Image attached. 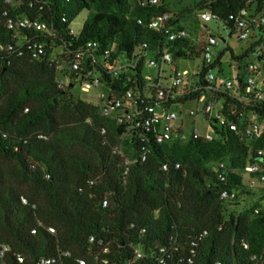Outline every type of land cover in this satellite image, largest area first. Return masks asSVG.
I'll return each mask as SVG.
<instances>
[{
    "label": "trees",
    "instance_id": "1",
    "mask_svg": "<svg viewBox=\"0 0 264 264\" xmlns=\"http://www.w3.org/2000/svg\"><path fill=\"white\" fill-rule=\"evenodd\" d=\"M143 1L0 0V42L17 40L16 32L7 27L8 19L26 17L50 24L49 33L22 32L44 41L45 54L0 53V252L9 246L0 264H41V257H54L53 264H79V259L87 264H157L158 244L170 248L166 264H251L253 255L264 254V189L251 207L241 212L230 208L242 193L252 191L243 171L248 163L261 162L255 149L264 146L263 139L253 143L215 126L212 140L140 141L102 115L97 103L58 86L59 72L50 59L54 49L64 59L69 48L97 39L104 47L113 46V63L122 54L132 58L147 42L153 51L166 45L175 60L195 61L201 57L202 42H166L147 22L171 13L170 23L184 27L185 12L209 9L232 35V14L253 5L256 13L264 12V0H197L180 13H173L165 0ZM83 10L89 14L76 38L68 26ZM232 59L241 62L243 56L233 52ZM219 72L225 76L226 67ZM129 77L128 71L118 78L104 75L121 95L134 86ZM236 80H242L239 74ZM218 98L227 116L243 109L228 93H218ZM263 109L257 111L263 115ZM143 145L146 160L141 158ZM117 147L123 153L115 152ZM221 160L229 164L226 183L211 166ZM223 188L235 197L221 199ZM105 198L108 204L103 206ZM93 235L109 241L110 252L91 243ZM130 242L141 244L144 258L134 259Z\"/></svg>",
    "mask_w": 264,
    "mask_h": 264
},
{
    "label": "built area",
    "instance_id": "2",
    "mask_svg": "<svg viewBox=\"0 0 264 264\" xmlns=\"http://www.w3.org/2000/svg\"><path fill=\"white\" fill-rule=\"evenodd\" d=\"M13 1L6 0L8 3ZM148 1L159 2V0ZM253 1L249 0V3H253ZM145 2L146 0L142 3ZM254 7V5L250 9L244 7L239 13L230 16L235 24V34L238 35V38L251 40L250 47L239 55L243 56L241 62L234 60L237 64L234 67L237 71L236 75L239 74L242 78L241 81L227 74L220 76V68L224 67L226 63L224 56L228 46L226 39H223L224 46L219 48L222 41L215 34L209 33L200 41L203 43L201 57L198 67L194 71L179 66L177 61L180 59L175 60L166 45L153 51L147 42L139 45L132 58L122 54L113 63L110 62L113 46L104 47L97 39L88 40L75 49L69 48L64 59L58 58V50L54 49L50 59L55 62L59 72L58 86L65 91L76 86L80 90L90 91L104 83L108 88V94H102L101 102L97 103L102 115L116 120L117 123L125 127L126 134H133L140 141L147 140L156 144H164L174 139L182 142L196 138L212 140L216 137L215 126L235 131L241 139H249L253 143L260 139L264 140V114L261 115L257 111V108H264V12L256 13ZM197 16L204 23L218 20L217 16L209 9L201 10ZM172 17L171 13L153 16L147 22V26L152 31L163 34L166 42L182 38H191L199 42L191 36L187 28L171 24ZM65 20L63 18V21ZM138 22L146 24L143 19H139ZM7 27L16 32L17 40L0 42V53L6 52L9 57H20L27 52L32 57L45 54L46 43L44 41L31 38L22 32L49 33L50 24L39 19L22 17L8 19ZM228 31L232 37L234 34L231 35V31ZM68 32L76 38L80 33L75 31L72 23L68 26ZM140 61H143L141 72L137 70L140 67ZM147 68L153 69V72H147ZM126 71L131 73L132 77H129V80L133 81L134 86L126 88L121 95L107 84L104 75L118 78ZM218 93H228L233 100L243 105V109L234 112L232 116H227L221 111L222 100L218 98ZM188 102H195L197 106L189 109L186 114L196 118L202 112L210 124L209 131L203 132L198 128L186 129L183 123L177 124L179 119L184 118L185 113L181 108L175 109V107H183ZM201 103H204L202 108L199 107ZM114 151L123 153L122 149L118 147ZM255 152L261 162L248 163L244 169L250 174H257V177H253L247 185L250 190L258 189L259 186L264 189V146L258 147ZM147 153L146 145H143L142 160L147 159ZM168 166L169 163H163V169H167ZM228 167L227 160L217 162V178L223 183L228 180ZM95 182L94 179L90 180L91 184H95ZM220 197L221 199H230L234 198L235 194H231L228 188H223ZM22 202L28 203L27 198L22 197ZM102 204L106 206L108 199H103ZM49 231L55 233V228L49 227ZM36 232L37 230L34 229L33 233ZM145 232L146 229H142V233ZM90 242L101 246L104 253L110 252V242L104 237L93 235L90 237ZM243 245L248 248L246 242ZM129 246L134 259L145 257V250L141 244L130 242ZM157 248L159 250L155 252L157 253V264H166V259L171 253L170 248L164 244H158ZM8 249V245L3 246L0 252L1 260ZM20 260L23 261V258L20 257ZM55 261L54 257L40 258L41 264H53ZM2 264L5 263L2 262ZM79 264L87 263L85 259H79ZM215 264H222V261L217 260ZM251 264H264V254L253 255Z\"/></svg>",
    "mask_w": 264,
    "mask_h": 264
},
{
    "label": "rangeland",
    "instance_id": "3",
    "mask_svg": "<svg viewBox=\"0 0 264 264\" xmlns=\"http://www.w3.org/2000/svg\"><path fill=\"white\" fill-rule=\"evenodd\" d=\"M170 7V10L173 13H180L183 8L190 6L194 4L197 0H165ZM201 10L196 9L193 12H185L183 16H181V24L188 29L191 36L198 40L199 42L202 41L204 36L206 34L212 33L215 34L221 41L222 44L219 48H222L224 46L223 39H226V45L228 46L227 53L224 56L225 67L227 70V75L236 77L237 71L235 70V66L237 64L232 60V51L237 55H241L244 51H246L250 45L251 40H240L238 38V35L234 34L232 37L229 35V31L225 29V27L218 23L217 21L213 20L211 22L204 23L201 20L198 19L197 13H199ZM88 10H83L80 15L72 22V26L75 29V31L78 33L81 31L83 24L88 16ZM232 50V51H231ZM200 59H197L195 61H189L185 59L178 60L179 65L182 68H186L190 71H194L199 64ZM234 64L231 66L230 64ZM147 72H153V69L147 68ZM73 92L80 95V97L93 101L95 103H100L102 99V94H108V88L103 83L98 87H95L91 89L90 91H83L80 90L78 86L73 88ZM197 103L195 102H188L185 106L180 107L177 106L175 109L183 110L185 113V116L183 119H179L177 121V124H184L186 129L190 128H198L202 130L203 132L209 131L210 124L206 121L205 117L203 116L202 112L197 115V117L193 118L186 114V112L191 108H196ZM204 106V103H201L199 105L200 108ZM211 166L217 167L216 163H211ZM243 175L245 177V182L248 185L249 181L253 178L250 173L243 171ZM259 186L258 189L252 190L249 194L248 193H242L240 197L233 201L232 206L230 207L232 211H243L246 208L251 207L253 204L258 202L261 199L262 196V190Z\"/></svg>",
    "mask_w": 264,
    "mask_h": 264
},
{
    "label": "crops",
    "instance_id": "4",
    "mask_svg": "<svg viewBox=\"0 0 264 264\" xmlns=\"http://www.w3.org/2000/svg\"><path fill=\"white\" fill-rule=\"evenodd\" d=\"M178 65H179V62L177 61ZM180 66V65H179Z\"/></svg>",
    "mask_w": 264,
    "mask_h": 264
}]
</instances>
